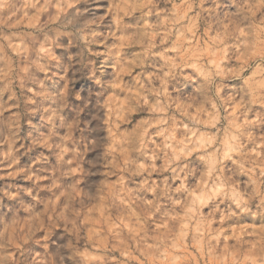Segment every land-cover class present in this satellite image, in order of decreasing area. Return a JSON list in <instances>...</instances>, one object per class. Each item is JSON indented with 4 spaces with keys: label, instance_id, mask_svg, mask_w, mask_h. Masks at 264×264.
Instances as JSON below:
<instances>
[{
    "label": "clouds",
    "instance_id": "obj_1",
    "mask_svg": "<svg viewBox=\"0 0 264 264\" xmlns=\"http://www.w3.org/2000/svg\"><path fill=\"white\" fill-rule=\"evenodd\" d=\"M209 260L264 264V0H0V264Z\"/></svg>",
    "mask_w": 264,
    "mask_h": 264
},
{
    "label": "rangeland",
    "instance_id": "obj_2",
    "mask_svg": "<svg viewBox=\"0 0 264 264\" xmlns=\"http://www.w3.org/2000/svg\"><path fill=\"white\" fill-rule=\"evenodd\" d=\"M135 117H136V114L134 113V114H133V118L135 119ZM193 197L195 198V193H193ZM103 214H104V209H103V207H101V208H99V209L97 210V215L100 216V217H103ZM149 218L152 219L153 217H149ZM129 227H130V225L125 224V228H126V230H127ZM185 227H187V226L185 225ZM207 264H213V261L209 260V261L207 262Z\"/></svg>",
    "mask_w": 264,
    "mask_h": 264
}]
</instances>
